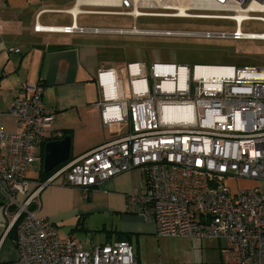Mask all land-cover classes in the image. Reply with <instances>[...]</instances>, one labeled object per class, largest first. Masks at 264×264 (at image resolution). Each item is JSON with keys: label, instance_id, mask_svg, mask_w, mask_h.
<instances>
[{"label": "built area", "instance_id": "built-area-1", "mask_svg": "<svg viewBox=\"0 0 264 264\" xmlns=\"http://www.w3.org/2000/svg\"><path fill=\"white\" fill-rule=\"evenodd\" d=\"M82 5L132 17L235 25L230 34L156 33L166 36L264 41V32H241L246 22L264 25V0H115L99 6L82 0ZM181 5L189 7L182 15ZM34 30L69 34L75 25ZM198 69L222 74L197 75ZM97 83L103 125H124L125 131L60 165L44 182H31L28 175L40 171L42 148L57 136L42 85L23 84L7 110H0V195L15 228L18 264H138L129 243L85 249L73 236L60 238L55 225L35 212L46 185L58 181L86 197L133 170L143 174V189L129 196L128 210L151 222L157 237L222 241L223 264H264V69L159 62L146 69L136 62L120 78L112 69L99 70ZM3 116L16 131L5 129ZM229 177L259 186L231 193L224 185Z\"/></svg>", "mask_w": 264, "mask_h": 264}, {"label": "crops", "instance_id": "crops-1", "mask_svg": "<svg viewBox=\"0 0 264 264\" xmlns=\"http://www.w3.org/2000/svg\"><path fill=\"white\" fill-rule=\"evenodd\" d=\"M120 11L88 8L80 0H0V110H7L23 84H41L46 110L54 116L55 138L67 132L71 139L69 161L125 131L124 125H111L121 126L118 131L122 130L111 133L108 131L111 126L105 127L101 121L98 71L112 69L120 78L129 63H141L146 69L153 63H162L157 52L150 63L145 62L141 52L129 55L126 43L133 36L183 37L139 29L137 21L150 17L121 15ZM103 16L126 17L128 22H116ZM73 25L75 31L69 34L34 30L35 26L65 28ZM14 49L19 53L13 52ZM129 58L134 60L128 61ZM8 120L13 124L10 118L2 117L5 129L16 131L14 124L8 129ZM41 156L42 167L44 147ZM39 172L36 182H40ZM142 189L143 174L138 170L120 174L92 188L86 197L81 189L57 181L40 190L35 212L56 228L67 214L77 217L82 230L100 233L81 244L85 249L93 245L129 243L138 264H163L165 257L170 259L169 264H223L222 241L177 238L184 242L183 248L169 252L161 249L159 242L167 237H157L154 225L127 207L129 196ZM3 204L0 195V264H18L13 243L15 228H10ZM94 218L100 228L95 231L84 228L86 221Z\"/></svg>", "mask_w": 264, "mask_h": 264}, {"label": "rangeland", "instance_id": "rangeland-1", "mask_svg": "<svg viewBox=\"0 0 264 264\" xmlns=\"http://www.w3.org/2000/svg\"><path fill=\"white\" fill-rule=\"evenodd\" d=\"M103 18L116 22H128L126 17L103 16ZM136 26L147 31L175 33L222 32L230 34L235 31V25L230 21L187 18H140ZM241 32L249 35H260L264 32V25L260 22H246L243 23ZM126 44L129 55L137 51L138 53L141 52L145 57L146 63L153 62L157 52L159 61L162 63H174L190 68L196 64H208L264 69L263 40L234 41L229 38L217 40L201 37L133 36ZM120 50L122 51V46ZM127 60L131 61L134 59L129 58ZM124 90L126 91V84L124 85ZM11 124L8 120V129L12 128L13 124ZM119 129H121V126H111L108 131L116 133ZM37 173L36 170L29 171L28 175L31 182L37 180ZM224 185L231 193H236L239 190L258 187L259 183L257 181L229 177L224 180ZM99 226L100 223L95 218L89 222L87 220L84 224V228H89L90 231H95L100 228ZM56 230L60 238H66L70 235L80 244H85L90 239L100 235V233L82 230V223L77 220V217L67 214L63 217L62 223L59 226L57 225ZM184 245L182 240L171 237L163 238L159 242L160 248L165 249L167 252L172 249H181ZM169 260L167 257L163 258V264H169Z\"/></svg>", "mask_w": 264, "mask_h": 264}, {"label": "water", "instance_id": "water-1", "mask_svg": "<svg viewBox=\"0 0 264 264\" xmlns=\"http://www.w3.org/2000/svg\"><path fill=\"white\" fill-rule=\"evenodd\" d=\"M71 139L67 136L61 140L49 141L44 145L42 170L49 175L57 167L69 160Z\"/></svg>", "mask_w": 264, "mask_h": 264}, {"label": "bare ground", "instance_id": "bare-ground-1", "mask_svg": "<svg viewBox=\"0 0 264 264\" xmlns=\"http://www.w3.org/2000/svg\"><path fill=\"white\" fill-rule=\"evenodd\" d=\"M80 1L82 2V0H80ZM88 3H91L92 5L99 6V5L114 4L115 0H89ZM178 8L180 10V14L182 15L184 13L185 9L189 8V7L187 5H181ZM250 8L256 9L257 6L252 5ZM200 74H205V75H209V76H211V75L218 76V75L222 74V71H220L218 69H203V70L198 69L197 75H200Z\"/></svg>", "mask_w": 264, "mask_h": 264}, {"label": "trees", "instance_id": "trees-1", "mask_svg": "<svg viewBox=\"0 0 264 264\" xmlns=\"http://www.w3.org/2000/svg\"><path fill=\"white\" fill-rule=\"evenodd\" d=\"M68 133L67 132H64L62 135H61V137H59V138H54L53 140H61V139H63L64 137H67L68 135H67ZM55 171V170H54ZM53 173V171L49 174V175H45L44 173H43V170H42V167H41V169H40V172H39V180H40V182H44L51 174ZM12 229H14V227L12 228ZM11 229V230H12ZM13 231V230H12Z\"/></svg>", "mask_w": 264, "mask_h": 264}]
</instances>
